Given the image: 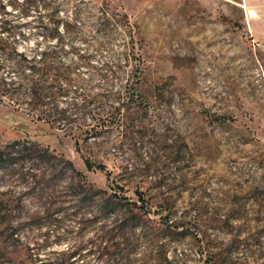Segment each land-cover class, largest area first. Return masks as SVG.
I'll use <instances>...</instances> for the list:
<instances>
[{"label": "rangeland", "instance_id": "1", "mask_svg": "<svg viewBox=\"0 0 264 264\" xmlns=\"http://www.w3.org/2000/svg\"><path fill=\"white\" fill-rule=\"evenodd\" d=\"M17 4L0 19L31 27L0 41L55 50L75 66L58 106L93 113L64 132L0 97V262L264 264V0H43L27 16ZM60 11L81 22L63 49L35 28ZM134 215L127 239L103 238Z\"/></svg>", "mask_w": 264, "mask_h": 264}, {"label": "trees", "instance_id": "2", "mask_svg": "<svg viewBox=\"0 0 264 264\" xmlns=\"http://www.w3.org/2000/svg\"><path fill=\"white\" fill-rule=\"evenodd\" d=\"M23 4V14H29V11L36 8L38 1L43 0H22ZM15 6L17 0H0V13L5 11L7 4ZM18 5V4H17ZM32 8V9H31ZM61 18H56L54 12L51 13L50 19L48 18L44 21L41 17L38 18L35 28L36 31L42 34H50L52 37L57 38V47L63 49L65 48V34L76 35L80 31L81 22L73 17V14L67 15L65 11H60ZM108 23V22H106ZM109 24V23H108ZM31 27L30 22L22 23H12L8 20L0 19V33L6 34L8 37H13L17 32H22L24 27ZM51 26V27H50ZM109 25H105L109 28ZM40 27V28H39ZM7 53V62L0 60V97L1 99L8 100L9 103L15 108L16 111L21 112L28 117L38 121L46 122L50 124L54 129L67 132L68 130L73 131L77 127L71 125L70 118L73 114L85 115L92 112L88 106L79 107L73 106L72 109L67 110L58 106V102L69 95V86L75 81L71 77L73 74V67H62L57 62V52L53 49H47L40 53L39 57H29L24 52H20L17 47H14L7 43H2L0 41V55ZM74 54L78 57L79 61L89 63L92 61L93 56L81 54L77 49H75ZM126 60H131L136 58V55L132 52L125 53L121 56ZM136 60V59H135ZM118 63V60L115 61ZM13 68L14 76L9 78V75H4V70L7 66ZM109 71L113 75H117L118 72H114L112 69ZM131 78L140 79L141 71L138 67H135L131 72ZM100 77L103 78L102 75ZM93 113V112H92ZM100 121V120H99ZM98 121V122H99ZM93 125L91 130H96L99 123ZM78 142L76 145L78 146ZM41 151L42 158L44 161H58L64 162L74 168L72 163L65 159H59L58 156L51 154L49 150H39ZM86 166L88 169L93 168V164L89 159L86 160ZM100 170L105 171L104 166L99 167ZM141 195V194H140ZM139 200H142L143 204H146L142 197H139L138 202H134L132 206L136 209H142L139 207ZM143 206V205H142ZM6 219L7 216H4ZM9 222V221H8ZM144 222V217L142 215H134L130 218L118 220L119 227L111 228L104 239L117 240V239H127V230H135L137 227L142 226ZM143 229V228H142ZM11 237L14 239L18 236V233L11 230ZM115 236V237H114ZM47 238V237H46ZM115 238V239H113ZM4 243L0 241V254L4 251ZM121 245V244H120ZM7 260V259H6ZM0 264H17L12 260H8L6 263ZM21 264H37L33 260L29 263ZM52 264H68L66 260L61 262H54Z\"/></svg>", "mask_w": 264, "mask_h": 264}]
</instances>
